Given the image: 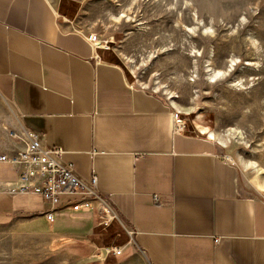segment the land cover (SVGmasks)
I'll use <instances>...</instances> for the list:
<instances>
[{
	"label": "crops",
	"instance_id": "1",
	"mask_svg": "<svg viewBox=\"0 0 264 264\" xmlns=\"http://www.w3.org/2000/svg\"><path fill=\"white\" fill-rule=\"evenodd\" d=\"M0 100L10 111L0 119V232L43 227L48 251L73 264L103 254L97 211L49 223L41 194H14L22 167L1 159L35 136L85 184L97 178L139 262L264 264V199L245 192L220 144L177 128L171 105L132 84L49 0H0Z\"/></svg>",
	"mask_w": 264,
	"mask_h": 264
},
{
	"label": "rangeland",
	"instance_id": "2",
	"mask_svg": "<svg viewBox=\"0 0 264 264\" xmlns=\"http://www.w3.org/2000/svg\"><path fill=\"white\" fill-rule=\"evenodd\" d=\"M49 1L132 84L164 98L183 131L214 132L245 192L264 199V0ZM7 111L0 100V119ZM97 217L103 252L125 253L102 252L94 264H143L131 257L130 230L117 217ZM47 236L39 226L1 231L0 264H73L48 251Z\"/></svg>",
	"mask_w": 264,
	"mask_h": 264
},
{
	"label": "built area",
	"instance_id": "3",
	"mask_svg": "<svg viewBox=\"0 0 264 264\" xmlns=\"http://www.w3.org/2000/svg\"><path fill=\"white\" fill-rule=\"evenodd\" d=\"M175 120L177 128L182 130L177 117ZM30 138V143L25 151L1 159L13 166L22 167L20 186L14 190L15 195L41 194L49 206L44 213L49 223H54L56 215L61 211H72L76 214L97 211L98 214L102 213V218L99 219L105 224L116 218L96 190V177L91 180L90 185L85 184L77 176L73 166L61 164L62 151L60 149L44 150L35 136ZM62 195L80 196L81 198L62 204ZM95 203L98 204L97 207H95ZM124 250L123 247L113 246L104 252L107 256L118 258L124 255Z\"/></svg>",
	"mask_w": 264,
	"mask_h": 264
},
{
	"label": "bare ground",
	"instance_id": "4",
	"mask_svg": "<svg viewBox=\"0 0 264 264\" xmlns=\"http://www.w3.org/2000/svg\"><path fill=\"white\" fill-rule=\"evenodd\" d=\"M229 72V71H228ZM219 74V73H218ZM224 75V74H223ZM215 78V77H214ZM200 131H201V133L203 134V135H207V136H209V139L210 140H215L216 139V134L214 133V132H212V131H207V129L206 128H203V127H201L200 128ZM223 144V143H222Z\"/></svg>",
	"mask_w": 264,
	"mask_h": 264
}]
</instances>
